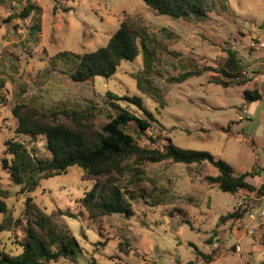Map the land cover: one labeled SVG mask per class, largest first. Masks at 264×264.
Instances as JSON below:
<instances>
[{
  "label": "rangeland",
  "instance_id": "374dc122",
  "mask_svg": "<svg viewBox=\"0 0 264 264\" xmlns=\"http://www.w3.org/2000/svg\"><path fill=\"white\" fill-rule=\"evenodd\" d=\"M27 6L35 7L23 19ZM209 19H174L160 16L143 0H0V189L7 211L0 214V251L18 255L30 229L44 239L47 230L76 237L83 253L48 264H205L188 243L200 251H216L210 264H264V227L251 235L256 223L247 214L264 207V195L222 192L207 176L218 171L210 164L185 165L171 160L145 163L143 180L120 179L143 195L132 202L133 214L102 216L93 220L82 199L97 177L74 166L66 174L37 178L30 191L18 185L7 166L12 164L10 142L22 143L37 159L51 155L46 138L17 133L18 105L37 107L51 122L71 125L75 110L88 115L96 128L104 125L120 105L138 117L143 110L126 98H141L154 120L144 134L129 130L144 147L162 149L166 138L184 149L205 150L230 164L237 173L259 174L248 181L264 183V0H212ZM125 19L143 23L155 40L152 84L163 94L165 106L137 89L134 76L144 69L143 57L122 62L110 79L96 77L76 83L60 72L61 52L85 54L107 45ZM228 48L244 66L246 85L228 88L216 84L223 77L206 72L181 84L168 79L184 68L218 67ZM259 89L262 100L247 103L246 90ZM111 93V94H110ZM116 95L117 98H112ZM66 109V113L62 110ZM91 113V114H90ZM105 181V177H101ZM157 201L161 204L154 205ZM241 204V206H239ZM246 210L241 220L216 227L221 216ZM38 214L48 219L46 230ZM187 220L190 224L184 222ZM191 226V227H190ZM216 234L210 242V237Z\"/></svg>",
  "mask_w": 264,
  "mask_h": 264
},
{
  "label": "trees",
  "instance_id": "16d2710c",
  "mask_svg": "<svg viewBox=\"0 0 264 264\" xmlns=\"http://www.w3.org/2000/svg\"><path fill=\"white\" fill-rule=\"evenodd\" d=\"M145 5L160 16L174 19H209L212 10V0H143ZM35 7L23 9L21 18H27ZM156 46L148 27L138 21L125 19L118 30L110 37L106 46L82 55L61 52L55 61H59L62 69L71 81L85 83L96 77L110 79L122 62H132L142 55L144 69L134 78L137 89L153 98L161 107L165 106L163 94L150 81L155 70ZM206 72H215L223 78L215 79V83L228 88L236 85H246L251 79L244 76V66L236 51L226 50L224 61L218 66L188 67L183 72L168 79L171 84H181L193 77H200ZM4 81H0V90ZM111 94V93H110ZM117 98L116 95H111ZM1 98V97H0ZM244 98L247 103L262 100L259 89L246 90ZM141 108L148 118L138 117L120 105H114L118 112L110 115L106 124L96 128L88 115L79 116L75 110L68 117L73 120L71 125L51 122L39 108H28V105H18L14 114L18 119L17 133L43 136L46 138V149L51 157L37 159L22 143L10 142L9 152L12 164L7 166L16 184H30V191L37 187V178L49 179L66 174L69 168L78 167L87 175L97 177L92 189L82 199V204L89 217L93 220L102 216L133 214L132 202L138 201L143 195L133 194L129 183H140L143 180L141 167L145 163H161L171 160L185 165L210 164L217 169V175L207 176L209 184L218 185L222 192L235 195L239 192L264 195V183L256 187L248 181L259 174L256 166L253 170L237 173L233 167L222 159H217L205 150L184 149L175 145L171 138H166L162 149L141 146L130 132V128L144 134L151 128L153 115L142 105L141 98H126ZM1 101V99H0ZM66 113V109L62 113ZM91 114V113H90ZM130 175L133 181L124 185L119 181ZM105 177V181L101 179ZM0 189V214L7 211V204ZM157 201L154 205L161 204ZM246 210L237 208L235 212L221 216L216 227L219 228L229 220H241ZM38 222L42 230H46L48 219L38 214ZM190 224L189 221L184 220ZM191 227V226H190ZM216 231L210 237L212 242ZM193 252L205 264L215 261L216 251L205 254L192 242L188 243ZM18 255H10L0 251V264H48L60 258L76 259L82 255L83 249L76 239L67 233L47 230V238L30 229L28 239L21 245ZM186 264H195L190 261Z\"/></svg>",
  "mask_w": 264,
  "mask_h": 264
},
{
  "label": "built area",
  "instance_id": "2783aa9c",
  "mask_svg": "<svg viewBox=\"0 0 264 264\" xmlns=\"http://www.w3.org/2000/svg\"><path fill=\"white\" fill-rule=\"evenodd\" d=\"M257 46L263 48L264 47V42L257 43ZM239 206H241V204ZM247 216H248V219L251 222L256 223L255 224L256 226L247 228L248 232L251 235H253L255 233V228L257 226H263L264 227V207H259L256 210H252L251 212H249L247 214Z\"/></svg>",
  "mask_w": 264,
  "mask_h": 264
}]
</instances>
